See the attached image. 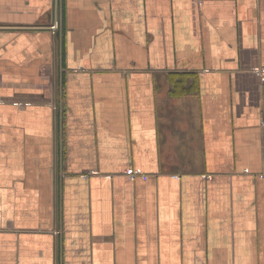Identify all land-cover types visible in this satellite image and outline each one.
Masks as SVG:
<instances>
[{
	"label": "crops",
	"instance_id": "obj_1",
	"mask_svg": "<svg viewBox=\"0 0 264 264\" xmlns=\"http://www.w3.org/2000/svg\"><path fill=\"white\" fill-rule=\"evenodd\" d=\"M0 264H264V0H0Z\"/></svg>",
	"mask_w": 264,
	"mask_h": 264
},
{
	"label": "built area",
	"instance_id": "obj_2",
	"mask_svg": "<svg viewBox=\"0 0 264 264\" xmlns=\"http://www.w3.org/2000/svg\"><path fill=\"white\" fill-rule=\"evenodd\" d=\"M54 27H55V25H54ZM54 27H53V28H54ZM55 28H56V29H52V30H57V28H58V25H57V24H56V27H55ZM135 174H136V173H133L132 176H133V175L135 176Z\"/></svg>",
	"mask_w": 264,
	"mask_h": 264
},
{
	"label": "water",
	"instance_id": "obj_3",
	"mask_svg": "<svg viewBox=\"0 0 264 264\" xmlns=\"http://www.w3.org/2000/svg\"><path fill=\"white\" fill-rule=\"evenodd\" d=\"M56 24L58 25V23H55V27H56ZM55 27H54V28H53V27H51V28H52V29H56Z\"/></svg>",
	"mask_w": 264,
	"mask_h": 264
}]
</instances>
